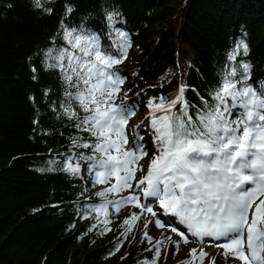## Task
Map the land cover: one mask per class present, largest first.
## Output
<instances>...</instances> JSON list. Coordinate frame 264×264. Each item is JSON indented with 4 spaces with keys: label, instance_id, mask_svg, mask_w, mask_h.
<instances>
[{
    "label": "trees",
    "instance_id": "trees-1",
    "mask_svg": "<svg viewBox=\"0 0 264 264\" xmlns=\"http://www.w3.org/2000/svg\"><path fill=\"white\" fill-rule=\"evenodd\" d=\"M61 23L95 34L101 50L118 58L122 41L117 31L127 34V56L110 69L124 80L114 102L145 117V128L139 123L128 133L132 139L136 133L144 137L138 142L149 156L156 151L150 100L171 101L183 86L195 118L203 107L201 98L213 103L222 74L240 63L250 65L247 83L264 88V0H41V7L34 0H0V264L151 261L155 250L149 256L142 252L143 245L151 244L143 235L149 220L145 214L121 235L127 227L123 221L140 209L129 206L122 216L112 205L106 206L107 216L90 210L118 194L97 195L113 181L94 184L85 174L92 161L80 159L93 150L73 146V139L93 144L96 138L64 115L65 92L76 89L65 82L64 72L48 66L56 61L47 51L67 47ZM241 38L248 54L241 50L236 61H228ZM240 73L238 68L237 79ZM72 109L86 115L76 101ZM69 157L80 165L78 175L65 170ZM105 220L111 231H104ZM162 256L161 251L157 264Z\"/></svg>",
    "mask_w": 264,
    "mask_h": 264
},
{
    "label": "snow or ice",
    "instance_id": "snow-or-ice-1",
    "mask_svg": "<svg viewBox=\"0 0 264 264\" xmlns=\"http://www.w3.org/2000/svg\"><path fill=\"white\" fill-rule=\"evenodd\" d=\"M34 3L41 7V0ZM65 7L67 13L72 12L71 6ZM46 11L51 13V9ZM107 18L113 21L111 14ZM61 28L67 47L49 49L46 56L56 63L48 66L64 72L65 82L76 89L75 93L65 92L67 102L61 104L64 115L76 119V128L96 138L93 144H80L79 139H73V146L93 150V155H81L80 159L92 161L89 172L94 176V184L104 185L115 180L97 193L98 196L103 198L107 193L133 189V181L135 189L139 190L120 200L92 206L90 210L107 216V205H113L117 213L129 204L140 209L139 214L133 212L123 221L122 227L127 225L121 233L124 235L132 231L144 213L154 218L144 223L145 229L148 223H154L157 228L166 227L156 218L157 212L152 206L155 202L164 214L177 217L198 240L202 241L205 236L222 239L224 242L217 246L224 249L226 258L232 257L240 264H264V88L257 90L247 83L250 65L240 63L224 72L219 87L212 94L213 103L201 98L203 107L195 111V118L189 113L183 86L171 101L164 97L159 98V103L149 101L156 151L145 174L137 180L136 173L144 172L140 161L148 153L138 142L144 140L139 133L133 137L132 147H127L125 129L135 111L115 104L114 97L124 80L110 71L127 56V48L131 46L127 34L117 31L122 41L118 58L107 49L102 51L99 37L83 27L78 31L61 23ZM241 50L244 55L248 54L243 38L227 54V60L236 61ZM238 68L242 69L239 79ZM72 101H76L86 115L80 117L72 109ZM177 104L181 107L173 111ZM237 107L243 111L234 117L232 109ZM71 159L68 158L65 170L78 175L80 165H73ZM141 195L145 201L149 198L152 201L141 203ZM103 223L104 231H111L107 227L110 221ZM170 231L180 236L184 244L189 243L188 236L177 228L172 227ZM143 235L153 243L147 231ZM169 242L179 250L180 243L172 241L170 236L156 239L153 259H145L141 264H157L161 247ZM207 255L203 249H191L189 258L181 264H203ZM212 264H215L214 259Z\"/></svg>",
    "mask_w": 264,
    "mask_h": 264
},
{
    "label": "rangeland",
    "instance_id": "rangeland-1",
    "mask_svg": "<svg viewBox=\"0 0 264 264\" xmlns=\"http://www.w3.org/2000/svg\"><path fill=\"white\" fill-rule=\"evenodd\" d=\"M118 28H119V26H116L115 30H118ZM242 111H243V109L237 107V108H234V111H232V112H233V114H235V113L239 114ZM144 119H145V117L141 118V115H137V113H135V115L130 117L128 124L126 126V129L128 130V128H130L133 125H137L138 123H142V128H145L147 126V121ZM127 130H126V134L128 136V141H129L127 147L131 148L132 143H133L132 134L128 133ZM152 156L153 155L150 154L149 156H147L146 158H143L140 161V164L143 165V167H144V172L142 175H140L138 172L136 173V179L137 180H139L145 174ZM85 174L87 175V177H89L91 179L94 178L93 174H90L89 171L86 172ZM133 191H136V192L139 191L138 189H135V181H133V189H128V190L121 192L119 197L116 200H120L122 197L128 196ZM116 200H114V201H116ZM148 201H150V198ZM141 203H145V200H144L142 195H141ZM129 206H132V205L129 204V205H125L124 207H122L120 212H119L120 213L119 215L122 216V215L128 214L127 211H128ZM154 207H155V205L153 206V209H154ZM144 214L149 219L148 221H151L154 219L153 217H151L150 214H148V213H144ZM156 218L161 219V221L166 224V227L165 228H157L154 223H148V227H147V229H145V228L143 229V233L145 231H147L148 235L153 238V243L155 242L156 239H163V238L169 237V236L172 238V241H176V242L180 243L179 250H177L175 248L174 244L171 242L167 243L166 246L161 247V251L163 254L161 264H171V263L173 264L177 260L185 259V258L189 257V253H190L191 249H197L198 251L200 249H203L204 252L208 253L207 257H205V259H204V264H212L213 259L215 260V264H240V261L235 260L232 257L226 258L223 255L224 249L218 247L217 246L218 244H213V243L199 244V243H196L195 240L190 239V238H188L189 243L184 244L181 241L180 236H178V235H176L170 231V229L173 226H171L168 222H166L162 217H159L158 214H157ZM153 243H151L150 246H148V247H145V245H143V247H144V249L142 250L143 255L149 256V255L153 254V251L155 250V248L153 247ZM148 249H152V251H148Z\"/></svg>",
    "mask_w": 264,
    "mask_h": 264
}]
</instances>
